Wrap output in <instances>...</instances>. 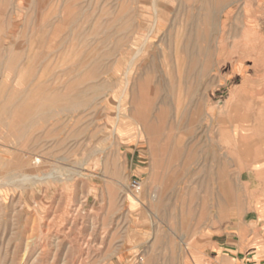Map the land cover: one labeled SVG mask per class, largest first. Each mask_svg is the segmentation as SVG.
I'll use <instances>...</instances> for the list:
<instances>
[{"label":"rangeland","instance_id":"obj_1","mask_svg":"<svg viewBox=\"0 0 264 264\" xmlns=\"http://www.w3.org/2000/svg\"><path fill=\"white\" fill-rule=\"evenodd\" d=\"M256 214L264 0H0V264H216Z\"/></svg>","mask_w":264,"mask_h":264},{"label":"crops","instance_id":"obj_2","mask_svg":"<svg viewBox=\"0 0 264 264\" xmlns=\"http://www.w3.org/2000/svg\"><path fill=\"white\" fill-rule=\"evenodd\" d=\"M212 241L216 264H264V216L250 217V228L230 227Z\"/></svg>","mask_w":264,"mask_h":264},{"label":"built area","instance_id":"obj_3","mask_svg":"<svg viewBox=\"0 0 264 264\" xmlns=\"http://www.w3.org/2000/svg\"><path fill=\"white\" fill-rule=\"evenodd\" d=\"M142 188V182L139 178H132L129 181L128 189L134 194H139Z\"/></svg>","mask_w":264,"mask_h":264},{"label":"bare ground","instance_id":"obj_4","mask_svg":"<svg viewBox=\"0 0 264 264\" xmlns=\"http://www.w3.org/2000/svg\"><path fill=\"white\" fill-rule=\"evenodd\" d=\"M6 114V113H5ZM36 162V161H35ZM32 177H29V176H23L22 177V180L26 181V180H30ZM13 178L10 179V181L12 180ZM41 179V178H39ZM27 182V181H26ZM34 182V181H33ZM55 229V228H54ZM48 230V229H47ZM53 232V231H52ZM65 233V232H64ZM71 238V237H70ZM39 245V244H38ZM43 246V245H42ZM96 246V245H95ZM85 248V247H84ZM84 255V254H83ZM77 259V258H76ZM26 261V260H25Z\"/></svg>","mask_w":264,"mask_h":264}]
</instances>
